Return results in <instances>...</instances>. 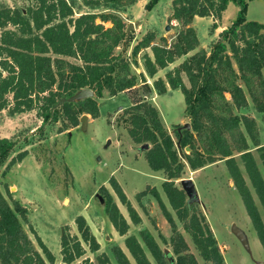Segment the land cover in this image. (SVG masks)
I'll use <instances>...</instances> for the list:
<instances>
[{"label":"trees","instance_id":"trees-1","mask_svg":"<svg viewBox=\"0 0 264 264\" xmlns=\"http://www.w3.org/2000/svg\"><path fill=\"white\" fill-rule=\"evenodd\" d=\"M135 1L84 0L87 5L102 3L116 7ZM158 1L149 0L146 8L151 9ZM249 1L252 0H172L170 20L184 26L175 41L167 45L166 39L161 37L162 44H154L155 34L146 33L132 46L131 62L115 53V49L131 37L126 33L124 19L116 13L75 15L68 0H32L24 10L0 8V110L8 109L12 115L35 110L41 126L47 122H61L58 132L76 127L84 114L97 118V98L102 97L104 91L113 96L136 85L137 76L131 73V63H136L141 50H151V54L144 53L143 66L152 78L159 69L198 48L197 33L190 25L194 17L221 19L228 4L233 3L238 7L236 17L218 33L210 50L198 49L184 58L165 73L164 79L156 78L153 87L157 94L166 93L168 88L182 92L190 129H182L175 135L179 147L189 149L183 158L191 170L224 160L264 249V223L235 157V154L239 156L264 211V178L248 145V137L257 145L256 123L251 116L234 113V109L247 105V94L255 110L264 113V23L247 20ZM106 22L111 25L106 27ZM213 26L217 28L218 25L214 23ZM66 57L78 62H71ZM182 73L189 86L184 83ZM140 77L146 83L143 73ZM81 88L91 89L94 96L67 100ZM63 98L66 100L61 101ZM125 112L128 116L124 121L128 124L130 138L135 143L152 145L145 154L147 163L151 170L166 174L162 189L199 255L205 262L225 264L205 215L188 203L184 190L174 183L181 177L184 165L159 118L158 109L139 100ZM14 146L15 141L0 137V170L5 165L0 173L26 157V149L11 156ZM257 151L264 169V145L257 147ZM108 181L125 205L131 222L139 223V214L115 177L111 176ZM100 190L106 196L105 213L109 221L120 235H126L129 229L126 218L106 187L101 185ZM146 194H152L158 200L171 226L169 241L176 255L174 264H199L157 190L147 186L136 197L139 200ZM74 221L81 239L62 231V261L94 264L88 258L77 261L85 253L81 240L92 252L98 251L100 245L83 215L76 216ZM27 222L26 207L18 200L7 198L0 190V264H54L55 256L29 224L40 251L34 246L23 227ZM124 244L136 264H152L146 250L156 264H173L166 259L147 228L139 231V238L134 234L126 235ZM112 252L117 264H131L120 247L114 246ZM97 260L98 264H110L105 253L97 255Z\"/></svg>","mask_w":264,"mask_h":264},{"label":"rangeland","instance_id":"rangeland-1","mask_svg":"<svg viewBox=\"0 0 264 264\" xmlns=\"http://www.w3.org/2000/svg\"><path fill=\"white\" fill-rule=\"evenodd\" d=\"M68 1L71 3L75 15L113 12L121 16L127 26L130 22L133 23L134 29L129 34L130 40L115 49L116 54H120L129 62L132 61V46L146 33L153 32L155 34L154 44H162L161 37H164L167 45H171L175 41L177 33L184 27L181 23L170 20L172 0H159L149 10L146 8L149 0H136L133 4L123 7L102 3L87 5L84 0ZM31 4L32 0H0V8L16 7L24 10ZM237 10L238 7L232 3L223 13L221 19L214 20L211 16L193 18L190 25L197 33L198 48L177 58L167 67L159 69L152 78L147 75L143 66V55L144 53L151 54V50L149 48L141 50L137 55L136 63H131V73L137 76L136 85L113 96L104 91L103 96L97 98L99 116L92 118L86 114V120L89 118L92 120L86 121L84 125L79 119V124L76 127H69L58 132L61 122H47L41 126V119L36 115L35 110L13 115L9 113L8 109L0 110V137H7L15 141L11 156L27 150L26 157L20 163H16L9 170L0 173V190L7 198L18 200L23 206L26 205L28 222L24 223L23 227L34 246L40 251L35 236L30 231L29 224L32 225L55 256L54 264L63 263L60 252L62 231L70 236L76 235L81 239L74 221L78 215L85 217L92 234L100 243V248L98 251L92 252L88 245L81 240L85 253L77 261L88 258L94 264H98L97 255L105 253L109 261L112 259L113 263L117 264L112 248L117 246L118 242H123L125 236H119L105 213L104 198L106 196L100 190L101 185L106 187L119 210L127 215L128 212L109 184L108 180L111 176H114L120 184L137 213L142 215L141 221L137 224L132 223L126 235L135 233L139 238V231L148 227L160 248L163 251L169 250L166 259L176 258L169 241L172 229L165 219L158 200L152 194H146L139 200L136 197L137 193L147 186L154 187L166 209L170 212L177 229L186 240L189 251L194 254L199 264H211L201 258L190 236L184 231L182 223L178 220L176 212L171 208L162 189V182L166 174L163 171L155 173L150 169L145 158L147 150L141 149L143 143H135L127 133L128 124L124 120L128 114L125 109L139 100H145L158 109L159 118L171 135L179 158L184 165L181 177L175 179L174 183L181 189L180 180L183 178L191 177L193 183H196L198 200L190 203L205 215L207 223H210L209 226L211 225L216 232L215 237L218 242L224 244L223 251H220L225 264H264V249L252 226L243 201L228 174L224 160L207 164L211 166L199 176L194 174L193 170L190 171L189 165L183 158L184 153H189V149L180 148L175 135L178 127L187 122L190 123L189 118L185 115L182 92L172 90L159 95L153 87V81L156 78L164 79L165 73L181 63L184 58L195 53L198 49L209 51L218 38V32H216L218 30L213 26L214 23L221 27H227L235 19ZM246 18L264 23V1H249ZM104 25L109 27L111 24L106 22ZM167 26L169 29H166ZM137 36L140 37L139 40ZM66 59L78 62L70 57H66ZM140 73L145 76L146 83L141 80ZM182 77L184 83L189 86L184 73H182ZM247 97V105L234 109V113L246 114L255 120L257 145L249 137L248 145L264 178V169L257 151V147L264 145L262 143L264 141V113L256 111L248 94ZM148 144L150 148L152 145ZM235 157L246 183L251 189L242 162L237 154ZM4 166L1 167V172L4 170ZM253 191L251 193L254 194ZM188 198L186 195V200ZM259 212L264 217L262 208ZM160 219H164L163 222L169 226L167 233L162 231L164 224L160 223ZM233 224L244 230L246 245L231 231ZM163 234L170 236L166 238ZM146 253L152 264H156L147 250Z\"/></svg>","mask_w":264,"mask_h":264},{"label":"water","instance_id":"water-1","mask_svg":"<svg viewBox=\"0 0 264 264\" xmlns=\"http://www.w3.org/2000/svg\"><path fill=\"white\" fill-rule=\"evenodd\" d=\"M134 29L133 27V23H129L126 29V33L129 35L131 33V31ZM166 29H169V27L167 26ZM93 96V91L89 88H81L79 89L74 95H72L71 97H69L67 100L69 101H77L86 97H92ZM66 100L65 98L61 99V101ZM86 117L87 115L84 114L80 117V120L82 121V125H84L86 123ZM182 129H190V123H185L183 126L178 127V131L182 130ZM149 148V144L148 143H144L141 145V149H145L148 150ZM186 149H188L186 147ZM182 189L184 190L185 194L189 197L188 198V203L192 202V201H197V194H196V189H195V185L192 181L191 178H183L180 180ZM231 231L238 237V239H240L244 245H246V239L244 234L242 233V231L236 227L235 225H232ZM164 253L168 256L169 254V250L165 249ZM170 261L172 263H174V258L171 257ZM62 264H66V263H62Z\"/></svg>","mask_w":264,"mask_h":264},{"label":"crops","instance_id":"crops-1","mask_svg":"<svg viewBox=\"0 0 264 264\" xmlns=\"http://www.w3.org/2000/svg\"><path fill=\"white\" fill-rule=\"evenodd\" d=\"M230 4H232V3H229L228 4V6H227V8L229 7V5ZM227 8H226V10H227ZM226 10H224V12L226 11ZM223 12V13H224ZM223 13H222V16H223ZM221 16V17H222ZM195 18V17H194ZM228 22V21H227ZM226 22V23H227ZM226 26H217V30L218 31H216V32H220L223 28H225ZM215 29V30H216ZM215 34V33H214ZM138 37V36H137ZM140 39V37H138V40ZM148 50V49H147ZM169 91H172V89H169L168 88V90L166 91V93H168ZM160 95V94H159ZM157 96V95H156ZM90 120H92V118H89V119H87V122H89ZM263 144H264V141L262 142ZM211 165H206V166H204V167H201V168H199V169H196V170H193L194 171V174H197V175H202V174H204V172L206 171V169H208L209 167H210ZM153 171V170H152ZM190 171H191V169H190ZM155 173H158V172H160L161 173V171H154ZM196 176V175H195ZM188 178H191V177H188ZM197 178V177H196ZM192 179V178H191ZM198 179V178H197ZM194 185H195V189H196V183H194ZM234 185V184H233ZM249 188H250V186H249ZM251 191H253L252 190V188L250 189ZM196 192H198L197 191V189H196ZM254 192V191H253ZM198 194V193H197ZM252 195H253V197H254V200H255V202H256V205L258 206V209H259V211H260V208H262L261 207V205H260V203H259V201H258V199H257V197H256V195H255V193L253 194L252 193ZM130 200V199H129ZM257 200V201H256ZM25 205V204H24ZM26 206V205H25ZM121 213H122V215L126 218V220H127V222H128V224H129V229H130V226L132 225V222H131V220L128 218V215L127 214H125L123 211H120ZM264 212V211H263ZM261 215V218H262V220H263V223H264V217H263V215L262 214H260ZM140 216V218H142V215H139ZM164 221V219H160V223L161 224H164V226H163V232H165V233H167L168 232V228H169V226L168 225H166V223L165 222H163ZM167 221V220H166ZM210 224V223H209ZM233 225H235V224H233ZM113 226V225H112ZM236 226V225H235ZM114 227V226H113ZM237 227V226H236ZM145 228H147L149 231H150V233L152 232L148 227H145ZM210 228H211V230H212V232H213V234H214V236L216 235V232H215V230L211 227V225H210ZM239 228V227H238ZM115 229V228H114ZM128 229V230H129ZM241 231H242V233L244 234V236L246 237V234H245V232H244V230L242 229V228H239ZM116 230V229H115ZM161 231V233H163ZM117 232V231H116ZM118 233V232H117ZM119 234V233H118ZM132 234H134V235H136L135 233H132ZM152 234V233H151ZM94 235V234H93ZM164 235V234H163ZM170 235H171V232H170ZM169 235V236H170ZM95 236V235H94ZM119 236H121V237H124V236H126V235H120L119 234ZM137 236V235H136ZM164 236H166V238L167 237H169L167 234L166 235H164ZM96 238V237H95ZM125 238V237H124ZM124 238H123V242H118L117 243V246L118 247H120L121 248V250L126 254V256L128 257V259H129V261H130V263L131 264H136L135 263V261H134V259L131 257V255H130V253H129V251L127 250V248H126V246H125V244H124ZM216 238V237H215ZM96 240H97V238H96ZM98 241V240H97ZM216 241H217V244H218V246H219V248H220V250L221 251H223V247H224V244H220L219 242H218V240H217V238H216ZM98 243H99V241H98ZM99 245H100V243H99ZM110 262H111V264H114L113 263V261H112V259H110Z\"/></svg>","mask_w":264,"mask_h":264}]
</instances>
